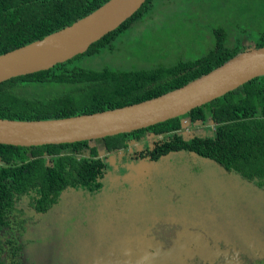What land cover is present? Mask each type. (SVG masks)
Instances as JSON below:
<instances>
[{"label": "flooded vegetation", "instance_id": "obj_1", "mask_svg": "<svg viewBox=\"0 0 264 264\" xmlns=\"http://www.w3.org/2000/svg\"><path fill=\"white\" fill-rule=\"evenodd\" d=\"M168 136L145 130L115 150L103 138L73 142L63 174L80 176L86 163L88 186L48 188L40 176L5 187L0 264H264V184L191 150L163 153Z\"/></svg>", "mask_w": 264, "mask_h": 264}, {"label": "trees", "instance_id": "obj_2", "mask_svg": "<svg viewBox=\"0 0 264 264\" xmlns=\"http://www.w3.org/2000/svg\"><path fill=\"white\" fill-rule=\"evenodd\" d=\"M106 1L0 0V54L70 25ZM153 6L152 0H146L133 16L77 56L91 54L97 46L110 43L134 22L141 20ZM218 34L216 44L201 57L180 59L173 64L138 69H95L74 63L72 58L46 70L12 77L0 83V117L21 120L68 117L158 96L209 72L248 47V41L243 44L229 41L224 26L218 28ZM255 46H264V34ZM184 117H190L192 122L201 119L205 123L211 118L215 131L210 136L196 135L185 140L178 132L182 130ZM145 130L169 134V140H164L163 153L181 148L191 150L215 159L227 169H235L245 178L264 184V75L183 116L103 139L109 150L121 149L126 146L127 138L133 134L140 137ZM86 142L39 146L0 143V160L9 164V167H4L8 172L0 174V197L4 195L6 198L5 192L10 191L4 190L5 187H15L16 184L31 187L40 176H49L51 183L43 181L41 184L50 185L46 186L48 188H60L67 183L90 185L94 171L91 172L86 163L77 167L82 171L80 176L66 177L63 174L67 169L64 166L66 160L73 162V154L66 149ZM54 154L64 156L56 159L55 166L46 164V155ZM7 178L10 182L6 181Z\"/></svg>", "mask_w": 264, "mask_h": 264}, {"label": "water", "instance_id": "obj_3", "mask_svg": "<svg viewBox=\"0 0 264 264\" xmlns=\"http://www.w3.org/2000/svg\"><path fill=\"white\" fill-rule=\"evenodd\" d=\"M145 1L108 0L72 24L0 54V83L12 77L49 69L86 52L93 43L133 16ZM262 75L264 46H248L188 83L140 102L60 118L21 120L0 117V143L39 146L130 133L183 116ZM181 122L182 128L186 129L184 133H192V138L196 135L210 136L215 131V123L211 118L207 123L197 120L196 125L210 124L211 128L207 130L200 127L195 132L188 130L191 125L188 117H184Z\"/></svg>", "mask_w": 264, "mask_h": 264}, {"label": "rangeland", "instance_id": "obj_4", "mask_svg": "<svg viewBox=\"0 0 264 264\" xmlns=\"http://www.w3.org/2000/svg\"><path fill=\"white\" fill-rule=\"evenodd\" d=\"M152 3L153 8L141 20L105 46H97L93 53L73 58V62L95 69L168 65L180 59L201 57L216 44L221 26L233 44L249 41L246 44L252 46L264 34V0H152ZM210 128L206 124L205 129ZM99 142L97 139L96 143ZM255 184V188L263 190Z\"/></svg>", "mask_w": 264, "mask_h": 264}, {"label": "clouds", "instance_id": "obj_5", "mask_svg": "<svg viewBox=\"0 0 264 264\" xmlns=\"http://www.w3.org/2000/svg\"><path fill=\"white\" fill-rule=\"evenodd\" d=\"M188 118H189V119H190V121H191V125H190V126H188V128H189L188 130H190V128L192 127V123H193V122H192V120H191V118H190V117H188ZM195 122H196V121H195ZM205 127H206V126H205ZM182 129H184V128H182ZM184 130L186 131V129H184ZM181 134H182V133H181Z\"/></svg>", "mask_w": 264, "mask_h": 264}, {"label": "built area", "instance_id": "obj_6", "mask_svg": "<svg viewBox=\"0 0 264 264\" xmlns=\"http://www.w3.org/2000/svg\"><path fill=\"white\" fill-rule=\"evenodd\" d=\"M189 129V128H188Z\"/></svg>", "mask_w": 264, "mask_h": 264}]
</instances>
